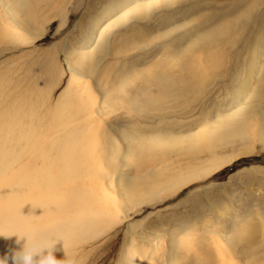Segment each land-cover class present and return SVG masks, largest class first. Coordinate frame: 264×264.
Masks as SVG:
<instances>
[{
	"label": "rangeland",
	"instance_id": "obj_1",
	"mask_svg": "<svg viewBox=\"0 0 264 264\" xmlns=\"http://www.w3.org/2000/svg\"><path fill=\"white\" fill-rule=\"evenodd\" d=\"M120 1L0 0V229L54 232L82 264H264V139L253 140L260 127L244 139L216 138L232 119L218 123L261 86L253 78L243 97L235 94L240 39L237 48L221 47L225 60L215 68L200 40L216 10V22L231 19L240 31L247 0L230 15L234 0L160 2L145 19H122L128 7H112ZM257 10L264 17V0L247 13L245 34ZM103 32L104 52L93 61ZM193 62L211 76L202 94L191 82L180 92L188 78L181 68ZM70 83V97L57 105ZM169 105L175 111H160ZM167 113L164 132L182 136L181 154L129 147L121 129L160 134L155 118ZM207 121L210 137L200 133ZM178 166L167 179L200 176L175 192L149 182ZM15 241L0 236L9 264ZM55 256H64L62 241Z\"/></svg>",
	"mask_w": 264,
	"mask_h": 264
},
{
	"label": "bare ground",
	"instance_id": "obj_2",
	"mask_svg": "<svg viewBox=\"0 0 264 264\" xmlns=\"http://www.w3.org/2000/svg\"><path fill=\"white\" fill-rule=\"evenodd\" d=\"M133 1H134V3H132ZM180 1L185 2L187 0H121L120 2H118L117 4H115L112 7L118 8L121 5H125L126 7H128L125 10L126 13H124L122 15V19H124L126 17L127 18L133 17L135 15L136 16L138 15L139 17L145 19L150 15L153 8L157 4H159L160 2H163V3H165V5L168 6V5L175 4L176 2H180ZM243 1L245 2L246 0H234L233 2L231 1L232 5L227 7L228 8L227 13H229L228 15H230V13L231 14L233 13L231 11H235L234 10L235 7L239 8L242 5L244 6V4H242ZM251 1H250L251 2L250 4H249L248 0L246 3L245 9L249 7L248 11H246L244 9V10L240 11V13H239L240 15H243L245 18V20L243 21L242 26H241L242 29L240 31L236 32V30L232 29L231 23L233 20H231V19L225 20V18H224L223 20L216 22V18L214 16V14H216V12H217V10H216V11H213L210 16L208 15V18L209 19L212 18V20H213L211 23L213 25V27L209 30V32H207L200 39L202 41L203 49L205 48V49H207V51L211 50V52H212L211 57L213 59V62H212V64H209V67L213 66L214 68L216 66L215 63L221 62V60L223 58L225 60L224 54L221 56V47H224L223 45H226L229 49L235 48L239 39H240L241 41L239 44L242 45L240 48L242 50H244L245 54L239 55V60L241 59L242 62H239L237 60L240 63L236 66L238 69L236 71V67H235V71L232 73L233 78L230 77V78L234 79V81L236 82L235 94L238 97H240V96L243 97L244 94L247 92V88L249 86L250 81L253 78H255L257 80V84H259L261 86L260 89H258L257 91H253L249 94L250 99L245 102V105L243 107H241L236 113H233V114L226 116L225 117L226 119H224L223 121L218 123V125H219L220 123H222L224 121L232 119V122L228 123L225 126L221 125L217 128L220 131V134L216 137L217 139H220L219 136H221V135H223L227 139L229 137L232 139L234 137H239L240 139H244V135H245L246 131H247V133H250L251 131L255 130V128H257V127H260V128H259L258 132L253 134V138H254L253 140H255V139L261 140V142H262L264 139V40L262 38V34L264 33V17H262V14L260 15L258 10H257V12H256L257 18L254 17V20L252 18V27H251L252 31H249V33H247V34L244 33V30H245L246 24H247V20H248V14L247 13L250 12V15L252 17L254 11H256V8L259 7V9H260V5L262 2V0H251ZM23 6H26V3H23ZM237 17L238 16H236V18ZM166 20H167V18H166ZM164 23H166V22H164ZM203 26H206V25H203ZM172 28H174V27L172 26ZM242 30H243V32H242ZM246 32H247V30H246ZM232 34H233V38L235 40L233 42L229 38L230 35H232ZM248 35H250V37H252L251 40H249L250 38L247 37ZM104 36H105V33L103 32L101 34L99 40L97 41V44L93 48L92 54L90 56V58L93 61L97 60V57H98L97 53H101V52L103 53L104 52L103 51L104 50ZM130 36L132 37V35H130ZM133 36H134V34H133ZM235 58H237V57H235ZM231 64H232V62H231ZM218 65H219V63H218ZM219 66H218V69H219ZM244 66L247 68V70H245V72H243V70H242V68ZM221 67H222V65H221ZM181 69H182L181 70L182 72L188 74V78L185 80H180L181 82H183V85L180 89V92H182L183 89L186 86H188V84L191 82V85L193 83H197V85H198V88L196 86H192L193 89L197 90V91L194 90V92L195 93L198 92V93L202 94L203 90L205 88L207 89V86H206L207 85L206 84L207 79L210 80V82L212 83L211 76L208 74L207 75L205 74V71L207 69L204 66H201L200 64H197L195 62H193L192 64L189 63V65H187L186 67H183ZM200 71L202 73V76H201V80L198 81L197 75ZM217 71H219V70H217ZM213 72H215V71L213 70ZM228 72L230 73V71H228ZM217 73H221V72H217ZM225 74L226 73H224V77H226ZM234 74H235V76H234ZM217 75L220 77L219 74H217ZM214 76H212V77H214ZM228 76H230V75L228 74ZM228 76L226 78H224L223 80L227 79ZM238 77H240V79H241L240 81H237L238 79H236V78H238ZM190 78H193V79L189 81ZM218 81H220V82H218ZM218 81H217L218 83H221V80H218ZM71 84L72 83L68 84L66 86V88L58 96L57 105L59 104V102L61 100L65 99V98L68 99L70 97V94H67V93L69 92ZM214 84H215V81H214ZM200 98H201V96H200ZM170 108L173 109L174 106L173 105L160 106L161 110L159 108L158 109L160 111L170 112L171 111ZM173 111H175V109H173ZM63 112L64 111L62 110V108H56L57 114H62ZM207 113H209V111H207ZM171 115H172V113H167V115H166L167 120L166 121H164L162 119L163 117H161V116H157L155 118V120H158V121L154 124L158 125L161 122H163V124H164V126L160 128L162 131V133H160V134H152V135H148L146 137H135L131 133H129V131H130L129 129H121L122 134L124 136V139L128 140V142H129L128 143L129 147H131V146H142V145H150L152 147L160 146V147H164V150L166 152L181 154L180 143L184 142V140L181 138L182 136L181 135H175V133L173 131H171V132L165 131L164 132L165 128L170 127L169 126V120H170L169 118L171 117ZM218 116H221V114L218 113ZM210 126H211L210 121L205 122L204 129L200 130V133H205V137H210L212 135V132H210V135L207 134V132H206L207 128H209V130H213L210 128ZM188 140H189V142H192L193 139L189 138ZM190 151H192V150L190 149ZM193 153L194 152H192V154ZM32 162H33L32 165H35V157L32 158ZM180 166H181V163H180ZM180 166H178V169L174 172H171L168 169H162L159 172H153L152 177L150 178L149 182L153 183V180H160L163 182L164 186L158 187L159 189L162 190V189L166 188L169 192H175L176 190L181 188L183 185L189 183L190 181H192V180H194L200 176V172H198V173L190 174L189 176H187L185 178L179 177L176 181H171V180L167 179V177H168L166 175L167 173H169V174L174 173V174L178 175L179 170H180ZM217 167H219V165H215L213 168H209V170L203 171V175H207L206 173H210L211 171H213L212 169H214V168L216 169ZM14 173H15V171H14ZM34 176L35 175H33V177ZM11 179L17 180V178H15V176L12 177ZM171 179H173V178H171ZM12 184H13V181L12 182L8 181L7 183H3L4 190L5 191L11 190ZM29 187H31V186L29 185ZM131 264H134V262H132Z\"/></svg>",
	"mask_w": 264,
	"mask_h": 264
},
{
	"label": "clouds",
	"instance_id": "obj_3",
	"mask_svg": "<svg viewBox=\"0 0 264 264\" xmlns=\"http://www.w3.org/2000/svg\"><path fill=\"white\" fill-rule=\"evenodd\" d=\"M0 236L16 237L18 248L11 252V264H82L77 254L70 253L65 247L63 236L54 232L14 231L5 232L0 229ZM63 242L64 256H55L56 245ZM0 264H9V255L0 256Z\"/></svg>",
	"mask_w": 264,
	"mask_h": 264
},
{
	"label": "trees",
	"instance_id": "obj_4",
	"mask_svg": "<svg viewBox=\"0 0 264 264\" xmlns=\"http://www.w3.org/2000/svg\"><path fill=\"white\" fill-rule=\"evenodd\" d=\"M233 169V166L229 167V170H232Z\"/></svg>",
	"mask_w": 264,
	"mask_h": 264
}]
</instances>
